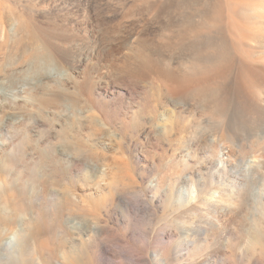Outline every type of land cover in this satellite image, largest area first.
Listing matches in <instances>:
<instances>
[{"label": "rangeland", "instance_id": "1", "mask_svg": "<svg viewBox=\"0 0 264 264\" xmlns=\"http://www.w3.org/2000/svg\"><path fill=\"white\" fill-rule=\"evenodd\" d=\"M247 5L264 11V0H0V194L24 192L23 224H37L46 249L37 263L8 247L3 263L132 264L127 251L135 264H264V20ZM159 62L194 92L169 94L154 80ZM50 145L77 165L56 172L69 182L55 195L38 191ZM243 180L239 215L207 205ZM66 189L78 206L62 202Z\"/></svg>", "mask_w": 264, "mask_h": 264}, {"label": "bare ground", "instance_id": "2", "mask_svg": "<svg viewBox=\"0 0 264 264\" xmlns=\"http://www.w3.org/2000/svg\"><path fill=\"white\" fill-rule=\"evenodd\" d=\"M260 9V8H258ZM258 9H254L253 7L251 6H245L242 8V12L246 13V16L248 18H251V21H252V18L253 19H259V18H262V20H264V11L262 12L261 10V16H257L258 13H260V10L258 11ZM193 12V10H192ZM216 12V10H215ZM234 12V11H233ZM257 12V15L256 13ZM214 13V12H213ZM243 13V14H244ZM231 14V13H230ZM242 14V13H241ZM242 14V15H243ZM251 14V15H250ZM181 15V14H180ZM232 15V14H231ZM237 15V14H236ZM235 14L233 16H236ZM252 15H255V16H252ZM260 15V14H259ZM183 16L182 17L180 16L178 19H182L183 21ZM15 17V16H14ZM192 17V16H191ZM190 17V18H191ZM208 17V16H207ZM206 17V15H203V16H199V18H194V23L198 26H205L207 24V20L208 18ZM189 17L185 18L184 20H187ZM242 18V17H241ZM245 21L247 20V18H244ZM211 20V19H209ZM214 20V19H213ZM20 21L23 23L22 20H14L13 23H20ZM25 21V20H24ZM30 21V20H29ZM249 21V20H248ZM9 22V21H8ZM27 22V21H26ZM210 22V21H209ZM212 22V20H211ZM263 22V21H262ZM213 23V22H212ZM24 24L26 25V23L24 22ZM24 24H22L21 26H23ZM264 24V22H263ZM17 26V25H16ZM20 26V25H19ZM207 26V25H206ZM26 27V26H25ZM35 27V26H34ZM197 28V27H196ZM37 29V28H36ZM35 29V30H36ZM24 30V29H23ZM26 30V29H25ZM31 30V29H30ZM38 30V29H37ZM22 31V29H21ZM32 31V30H31ZM20 32V31H19ZM23 32V31H22ZM21 32V33H22ZM35 32V31H34ZM39 32V31H38ZM18 33V32H17ZM37 33V31H36ZM35 33V35H37ZM28 34V33H27ZM33 35V33H31ZM22 35V34H20ZM31 35V36H32ZM30 36V37H31ZM34 36V35H33ZM21 37V36H20ZM23 37V35H22ZM27 37V35H26ZM36 37V36H35ZM38 38V36H37ZM25 39V38H24ZM30 40V39H29ZM32 41V40H30ZM190 41V40H189ZM33 42V41H32ZM36 42V41H34ZM32 45V44H31ZM226 48V47H225ZM33 49V48H32ZM35 50H36V47H35ZM34 51V49H33ZM65 52V51H64ZM54 54L56 55L57 58H59V60L61 59L63 62L65 60H67V54L66 53H56L54 52ZM35 59V63L37 65L36 69L37 71H40L42 68H41V64L42 62L39 61V58L36 57L34 58ZM46 60L47 62H49L51 64L52 62V56L47 54L46 55ZM224 60V59H222ZM61 61V62H62ZM165 62H159L157 64H153V66L151 65H148L147 67L151 66L152 67V72L155 74V78L154 80H157L159 81L163 86H165L167 88V92L169 94H171L172 96H177L176 98L177 99H183V96L182 95H187L191 92H194V89H190V87H188L186 84L182 83V82H177V78L174 76V74L172 72H169L165 69L162 68V65L164 64ZM146 67V68H147ZM124 71L127 72V73H133L134 70L136 69H133V68H129L128 66H124ZM148 69V68H147ZM244 78V77H243ZM90 78H87L86 82H89ZM242 79V78H241ZM245 81V80H244ZM251 82V81H250ZM252 83V82H251ZM247 87H249V91L251 90H254V85L251 86L249 83L246 84ZM244 86V85H243ZM104 89H106V87H104ZM245 89H247L245 87ZM248 90V89H247ZM253 92V91H252ZM256 93V92H255ZM216 94H218V91H216ZM220 94V93H219ZM263 94H264V91H263ZM219 96V95H218ZM61 99V98H59ZM221 99V97H220ZM62 100V99H61ZM64 100V99H63ZM260 100V99H259ZM220 104H213L210 108L212 109L211 111L215 112V113H219L221 114L222 110H223V107L219 106ZM256 106V105H255ZM258 109L261 110L260 113H264V100H260L259 103H258ZM245 112V111H244ZM259 112V111H258ZM258 112H257V115H258ZM253 116V114H252ZM251 118V117H250ZM255 118V117H254ZM252 119V118H251ZM77 138V137H76ZM77 143V142H76ZM38 150V149H37ZM35 151V150H34ZM37 152V151H36ZM38 153L40 155H38V157L42 158L44 157L45 159H51L52 160V165H51V174L50 175H47L45 178L42 179L41 183H42V186L41 188H39L40 190H38L39 192L42 191V192H46V194L48 195H51V194H54L53 193V190H52V186L55 185V183H61V185H64V187L68 186V183L69 182L67 180V178H65L64 175H61L63 177L59 178L60 180H58V178L56 177V172H58L59 174L62 172L60 167L64 164H66V166L62 169L64 171H73L74 170V167L77 166L75 165L74 163L70 162L69 160L71 159V156H72V152H71V149H53L50 146L46 147L45 149L43 150H40L38 151ZM36 154V153H35ZM223 155L225 154L224 152L222 153ZM71 155V156H70ZM228 154H225V156L227 157ZM48 159V160H49ZM42 161H44V159H42ZM40 163V162H38ZM259 168H261V180L264 182V159L261 160L260 164H259ZM38 166V165H37ZM254 167L255 165H253V162H249L248 165L246 166L247 169H250L251 167ZM258 166V165H257ZM50 168V167H49ZM35 169V167H34ZM59 170V171H58ZM249 172V171H248ZM31 175V174H30ZM36 176V175H35ZM39 178V177H38ZM37 178L32 176L29 178V180L27 181V184L31 190L33 187H35V185L37 184ZM13 185V184H12ZM247 185L246 181H237L236 183L234 182V184H232V186H228L230 188V190H226V189H222L218 191V193H215V194H212L209 199L206 201L207 205L210 206L211 208H214L215 206H217V204L222 203L224 202L225 204H227L229 207H232L235 209V212L236 214H240L241 212V197H242V193L244 191V188L245 186ZM60 186V184H59ZM54 187V186H53ZM62 187V186H60ZM18 190L14 189V191L12 190H9L8 192H6V195L4 194L1 195L0 194V256H3L6 254V251L8 250V247H10L12 249V251L16 252L17 250H19V248H26L28 249V251L30 250L31 251V260L33 262H37L38 263V260L40 258H42V254H44V251L46 249H44V243L42 241V237H44L43 235L44 234H41V233H36L35 230L36 228L38 227L37 224H35V222H30L29 224H23V216L24 215V208L23 206H21V197L22 195L24 194V192L21 194V197H20V193L17 192ZM26 191V190H25ZM72 191V190H71ZM31 192H34V191H31ZM227 193L224 194V193ZM55 193H57V191H55ZM60 194V193H59ZM263 194V192H262ZM30 195V194H29ZM39 195V194H38ZM43 195V194H41ZM40 195V196H41ZM55 195V194H54ZM264 195V194H263ZM9 197L11 199H9ZM29 197V196H28ZM39 197V196H38ZM38 197H37V193H35L34 195V198L31 202V206H30V209L28 210L29 211V215L31 217V220L33 219L32 218V215L34 214V216H36V206L38 205ZM61 200L62 202H64L65 204L68 203V202H71L69 204H71L70 206H72V204L77 205V200H79L77 197H75V195H71V193L69 191H67V189L65 191H63L61 193ZM32 199V198H30ZM59 199V198H58ZM224 200V201H223ZM222 201V202H221ZM62 203V205H65ZM67 204V205H69ZM80 206V204H79ZM67 208V207H65ZM64 208V209H65ZM70 208V207H69ZM77 208V207H76ZM68 209V208H67ZM27 210V209H26ZM62 211V210H61ZM69 211V210H68ZM65 212V211H64ZM23 213V214H22ZM16 215V216H15ZM66 216V215H65ZM67 221V220H66ZM70 225L69 227L76 230H79V231H82L84 234H86V232H94L93 234L95 235V229L96 228H88L87 227H83L80 223H74V222H69ZM84 228L83 230H81V228ZM96 227V226H95ZM95 230V231H94ZM34 232V233H30V232ZM53 231H55L53 229ZM51 231V232H53ZM59 231V230H58ZM74 231V230H73ZM60 232V231H59ZM57 233V232H56ZM96 235H99L101 233V228L98 229L96 231ZM47 234V233H46ZM50 234V233H49ZM76 234V233H75ZM80 234V232H79ZM28 235H32V238L31 240L27 241L26 244H25V240L29 237ZM95 235V236H96ZM79 237V236H78ZM92 237V236H91ZM96 238V237H94ZM98 238V237H97ZM70 239V238H69ZM74 239V238H72ZM77 239V238H76ZM81 239V237H80ZM117 239V238H116ZM16 240L18 241H21V246H17V243H16ZM114 240V239H113ZM81 241V240H80ZM118 241V240H117ZM256 242V241H255ZM252 243H254V241H252ZM250 244V243H249ZM252 245V244H251ZM254 245V244H253ZM37 246V249H38V252L37 254H35V249L34 247ZM262 246V245H260ZM252 247V246H251ZM23 248V249H24ZM75 248V247H74ZM262 250L264 247H260ZM257 249V248H256ZM253 250H255L253 248ZM261 250V252H263ZM122 252V251H121ZM45 255V254H44ZM104 255L106 256H109L110 254L108 253H104ZM119 256V255H118ZM134 254H132L131 252H127V251H123L119 257L121 258H124V259H130L132 260V264H135V259H134ZM46 257V256H45ZM110 257V256H109ZM138 257V256H137ZM137 259V258H136ZM47 260V259H45ZM130 260V262H131ZM64 261V260H63ZM0 264H6V262L3 263V260H0ZM46 264H55V262L51 261L50 259L47 260V263ZM59 264H64L63 262H60Z\"/></svg>", "mask_w": 264, "mask_h": 264}]
</instances>
